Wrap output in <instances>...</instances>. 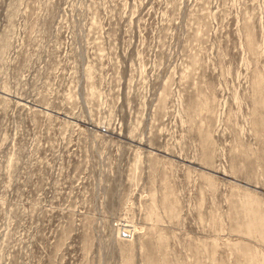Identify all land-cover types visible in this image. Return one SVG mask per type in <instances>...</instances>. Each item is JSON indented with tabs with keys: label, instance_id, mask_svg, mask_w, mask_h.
Masks as SVG:
<instances>
[{
	"label": "rangeland",
	"instance_id": "1",
	"mask_svg": "<svg viewBox=\"0 0 264 264\" xmlns=\"http://www.w3.org/2000/svg\"><path fill=\"white\" fill-rule=\"evenodd\" d=\"M0 264H264V0H0Z\"/></svg>",
	"mask_w": 264,
	"mask_h": 264
}]
</instances>
